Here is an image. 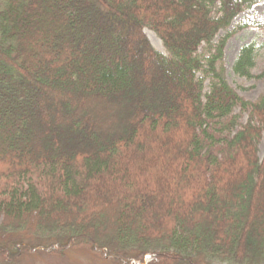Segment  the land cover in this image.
<instances>
[{"label": "trees", "instance_id": "trees-1", "mask_svg": "<svg viewBox=\"0 0 264 264\" xmlns=\"http://www.w3.org/2000/svg\"><path fill=\"white\" fill-rule=\"evenodd\" d=\"M258 1L0 0V264L76 248L264 264V95L238 96L222 65L234 32L264 30L229 29ZM261 51L242 46L233 73L264 76Z\"/></svg>", "mask_w": 264, "mask_h": 264}, {"label": "rangeland", "instance_id": "rangeland-1", "mask_svg": "<svg viewBox=\"0 0 264 264\" xmlns=\"http://www.w3.org/2000/svg\"><path fill=\"white\" fill-rule=\"evenodd\" d=\"M264 18V0H259L251 9L240 13L232 22L230 30L233 29L238 23H243L247 20L257 21ZM144 33L149 40L150 44L157 51L165 54V49L163 48L161 41L152 33L151 31L145 29ZM220 32L218 37L222 35ZM256 43V45H264V30L256 29L253 27L244 28L234 32L230 38L225 43L222 56V65L224 67V77L226 82L235 93L245 100L254 102L261 95H264V76L260 78H242L236 76L232 71V64L236 59L242 46ZM264 70V51H261L257 57L256 67L253 70V75L258 76ZM90 94H95V92H90ZM95 99L90 102L97 106V109L101 110L103 116V121H109L114 117V113L109 110V99L102 98L99 96H93ZM118 98V96H115ZM65 105L69 106L68 103ZM104 107V109H103ZM132 105L130 103L124 104L122 109L116 114V117L125 118L128 116V112L132 111ZM68 111V110H67ZM69 112V111H68ZM238 113V110L235 111ZM247 120V115L244 114L240 118V123H245ZM106 123V125H105ZM105 129L107 128V122H104ZM110 142L109 138L104 139V143L108 144ZM88 148H91L89 146ZM258 148V158L262 160L264 158V132L257 146ZM17 264H117L114 261L104 260L99 256L94 255L90 251L83 248H76L67 251L62 256L48 255V254H37L24 257L19 260Z\"/></svg>", "mask_w": 264, "mask_h": 264}]
</instances>
